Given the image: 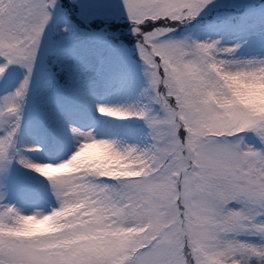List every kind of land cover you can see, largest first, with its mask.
<instances>
[{
  "label": "snow or ice",
  "instance_id": "obj_1",
  "mask_svg": "<svg viewBox=\"0 0 264 264\" xmlns=\"http://www.w3.org/2000/svg\"><path fill=\"white\" fill-rule=\"evenodd\" d=\"M122 3L146 78L144 99L95 110L142 120L147 132L137 143L98 137L79 105L61 101L55 82L60 75L70 81L71 70L52 39L42 58L50 95L26 111L56 0H0V264H264V117L231 105L223 80L225 67L240 62L228 58L238 45L169 35L211 0ZM252 58L247 63L256 65ZM10 65L24 69L22 79ZM101 146L130 164L129 173L69 167ZM17 167L47 179L55 207L24 214L8 202ZM16 198L37 197L25 185ZM50 218L53 230L26 227ZM109 230L132 235H97Z\"/></svg>",
  "mask_w": 264,
  "mask_h": 264
},
{
  "label": "rangeland",
  "instance_id": "obj_2",
  "mask_svg": "<svg viewBox=\"0 0 264 264\" xmlns=\"http://www.w3.org/2000/svg\"><path fill=\"white\" fill-rule=\"evenodd\" d=\"M119 35L127 41L118 40ZM169 35L218 40L222 46L238 45L229 59L264 57V4L260 0H211L197 17ZM49 39L66 50L65 63L71 70L70 81L60 75L55 82L61 101L79 105L86 127L93 128L97 136L110 134L117 139L126 136V143L139 142L141 132H147L142 120L111 118L95 110V105L104 101H110L112 106H136L144 99L146 78L122 0H56L33 68L26 111L46 103L51 92L46 74H42L46 67L42 58ZM10 67L19 79L23 78L24 69L19 65ZM80 96L90 99L89 102L81 106ZM252 136L249 132L246 139L252 142ZM26 142L39 143V140L28 137ZM21 173H28L27 179ZM25 185L33 190L36 199L16 198ZM8 202L24 214L36 209L47 212L56 206L47 179L19 167L14 169L10 181Z\"/></svg>",
  "mask_w": 264,
  "mask_h": 264
},
{
  "label": "clouds",
  "instance_id": "obj_3",
  "mask_svg": "<svg viewBox=\"0 0 264 264\" xmlns=\"http://www.w3.org/2000/svg\"><path fill=\"white\" fill-rule=\"evenodd\" d=\"M249 59L253 58H245L240 60V62L225 67L223 80L226 83V93L229 96L231 105L264 117V57H255L254 59L258 61L256 65H249L247 63ZM252 68H255V71H252ZM101 149L98 153H96L95 149L88 150L79 160L73 161L69 167L75 169L80 167L81 163H84L89 167L99 165L108 170L119 168L122 172L129 173L130 164L125 165L118 157L103 149V146H101ZM89 153L95 154V158L88 159ZM93 226L102 227L100 225ZM26 227L28 230L37 228L53 230L56 224L50 218L41 225L29 222ZM112 227H115V222H113ZM97 235H102L105 239L117 240L132 235V232H114L109 230L97 233Z\"/></svg>",
  "mask_w": 264,
  "mask_h": 264
},
{
  "label": "bare ground",
  "instance_id": "obj_4",
  "mask_svg": "<svg viewBox=\"0 0 264 264\" xmlns=\"http://www.w3.org/2000/svg\"><path fill=\"white\" fill-rule=\"evenodd\" d=\"M90 99L86 98L85 96H80L79 97V104L81 106H84L86 105L88 102H89ZM104 104H107V105H111V102L110 101H104ZM98 137H112V135L110 134H105V135H101V136H98Z\"/></svg>",
  "mask_w": 264,
  "mask_h": 264
},
{
  "label": "trees",
  "instance_id": "obj_5",
  "mask_svg": "<svg viewBox=\"0 0 264 264\" xmlns=\"http://www.w3.org/2000/svg\"><path fill=\"white\" fill-rule=\"evenodd\" d=\"M260 2L264 4V0H260ZM256 4H257V3H256ZM229 12H231V14H232V10H229ZM210 16H211V15H210ZM210 16H209V18H210ZM180 26H181V25H180ZM180 26H179V27H180ZM179 27H178V28H179ZM117 39H118V40L121 39V40H125V41H127V39H126L125 37H123L122 35H119Z\"/></svg>",
  "mask_w": 264,
  "mask_h": 264
}]
</instances>
